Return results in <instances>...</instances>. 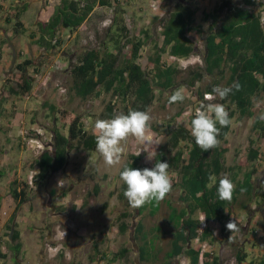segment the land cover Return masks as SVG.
<instances>
[{
  "label": "rangeland",
  "instance_id": "obj_1",
  "mask_svg": "<svg viewBox=\"0 0 264 264\" xmlns=\"http://www.w3.org/2000/svg\"><path fill=\"white\" fill-rule=\"evenodd\" d=\"M120 1L124 6L126 18L128 17L130 20L131 25L129 27L138 33L145 31L150 37L142 49L140 61L144 65L147 57L154 51L155 45L161 44V19L167 16L179 0ZM188 1L192 7L197 9L194 14L195 24L201 25V30L204 31L208 22L202 19V15L204 12L211 11L219 0ZM255 11L260 13L264 11V1L255 7ZM110 14V10L105 8L104 10L97 9L76 31H64L65 45L62 49L57 50L55 54L49 56V59H58L63 68L59 71L49 70L42 83L35 87L28 100L29 105L36 106L38 109L34 110L33 115L24 116L22 120L25 122L21 121L23 124L20 122L17 136L14 138L9 137V142L5 145H10L13 141H19L23 148L34 151V144L30 143L28 146V143H23V138L20 136V131L23 130L27 131L24 141L27 142L29 137L39 136L41 142L44 143L43 148L51 147L49 145L52 141L50 130L53 127L66 135L67 121L65 118H60L59 114H56V121L55 117L50 114V106L83 115L86 130L93 133L94 122L96 119H101L100 114L104 112L105 105L111 99V96L102 93L98 98L82 101L69 90L71 81L67 69L75 61L74 58L77 53L86 48L97 46L103 40ZM202 31L200 33L195 31L189 33L194 50L185 64L178 63L177 67L175 63V66L181 72L174 76L173 86L168 89L154 90L155 98L148 109L151 115L150 132L154 141L163 140V142L158 145L153 144L149 148L150 152H156L157 154L160 150L164 151L166 149L170 128L177 126L190 128L189 120L182 117V113L186 107L193 104L195 90L192 91L187 86L186 80L189 76L190 67L203 66L205 34ZM161 60L166 65L173 63L171 55L168 53L162 54ZM16 74L15 66L3 67L0 65L1 93L5 91L6 84L16 81ZM227 77L228 73L222 78L206 74L203 79L196 81L194 86L195 89L197 87L203 89L215 82L217 86L223 87L226 84ZM57 85L66 89V92L61 94ZM177 89L183 92L185 99L183 102L169 104L168 97ZM19 98L16 97V99ZM12 101L11 97L6 98L5 105L8 106L7 111L10 110L13 116L17 113L18 108L11 103ZM120 106L119 104V108H121ZM46 111L47 113L49 111V113L45 117L44 112ZM260 113H264V95L262 94L253 100L252 115L239 117L237 111L233 114L225 142H221L228 149L224 154L225 167L244 160L248 151L249 140L252 139L254 147L261 149L259 159L252 162L257 169L254 175L255 196L247 197L244 194H239L231 208L232 216L227 215L225 217L222 230L219 222L207 220L206 227L211 229V236L202 243L200 239L198 242H189V246L194 247L200 244L203 250L218 255L220 264H235L234 255L240 248L247 252V259L258 257L264 249V198L261 197L264 193V138L259 136V129L253 126L256 117ZM21 118L22 115L19 119ZM262 123L264 125V121ZM143 147L134 138L129 137L126 152L123 154L120 164L113 167L106 166L102 157L95 150L73 148L67 151L64 166L52 173L45 181L38 184H34L32 181V185H30L27 182V173L22 175L25 177L24 179H16L19 183L26 182L28 184V199L21 204L14 217V221L17 219L20 225L27 227L26 235L24 234L21 238V244L25 249L20 254L24 261L23 264H55L57 260L53 259V253L61 250V253L64 254L67 247L70 248V251L66 252V256L71 259L70 264H188L189 258L185 254L170 259L166 257V253L170 250L172 231L175 229L174 222L177 224L180 219L178 212L176 218L170 221L171 209L169 206L179 210L184 205L182 202L184 199H180V189L176 186L179 178L175 171L168 169L172 177V190L163 201L159 202V208H156L155 211L147 205L139 214L138 208H132L118 196L119 187L122 183L119 178V171L127 160L129 153L141 151L140 155L146 163L144 168L154 167L155 157L149 161L147 152L142 150ZM9 154L12 156L9 158L10 165L6 166L5 171L3 170L1 173L0 195L3 196L5 205L8 203L15 208V202L9 195L8 190L11 181L9 176L12 172L7 169L16 170L17 159L22 155L15 151H11ZM30 156L32 163L35 151L31 152ZM14 160L15 163H13ZM31 163L29 162L26 165L27 171L31 169ZM252 163L246 162L242 169L251 168ZM225 174L228 175L229 170ZM240 177L241 173L239 174ZM232 183L234 184V182ZM95 188H97L96 192ZM125 210L129 211L130 216L120 219V213ZM199 213L195 214L197 218ZM3 217L5 215L0 214V218ZM8 220L7 231L3 234L0 247L2 252L4 250L3 253L6 254V257L5 260L0 257L1 264H14L15 261L9 248V238L5 236L9 231L10 218ZM121 221L129 226L124 233L119 231ZM137 221L140 222L138 225H136ZM229 222L236 224V228L232 232L226 228ZM35 227L39 229H35ZM54 231L55 233L59 231L58 237L59 239L61 237L62 240H56ZM23 232L24 230H22ZM33 238L36 239V244H38L35 255L33 251L36 246L30 245ZM95 243H97L99 250L106 254L105 259H91L94 254ZM122 246L129 249L128 258L126 260L120 258L114 261L109 260ZM139 248L142 250L141 257ZM43 254L47 255L46 259H42ZM198 264H202V260H199Z\"/></svg>",
  "mask_w": 264,
  "mask_h": 264
},
{
  "label": "trees",
  "instance_id": "obj_2",
  "mask_svg": "<svg viewBox=\"0 0 264 264\" xmlns=\"http://www.w3.org/2000/svg\"><path fill=\"white\" fill-rule=\"evenodd\" d=\"M264 0H219L209 12H204L202 19L208 22L204 31L201 25L195 24L194 14L196 8L190 5L188 0L177 1L167 16L162 18L160 27L161 44L155 45L154 51L147 57L146 63L141 64L142 49L150 38L147 32L140 31L135 34L129 28L125 19V9L120 0H60L53 14L47 21H38L36 33H30V37H36L35 42L43 48V53L38 60L26 59L15 65L17 70L16 81L6 84L5 99L22 97L29 93L33 87L34 78L29 70H35L44 59L62 49L64 45L65 30L69 32L87 21L93 13L94 6H102L111 10L110 23L105 29L103 40L95 47H90L77 53L74 62L68 67L71 84L69 90L82 101L90 98H98L102 93L110 94L111 99L106 103L101 119L113 118L116 113H127L129 108L135 110H148L155 98V89H168L173 86L174 76L181 72L175 63L166 65L161 60V55L168 53L175 57H188L193 52L190 32H203L204 55L203 66L189 68L187 86L194 95L202 97L203 92H212L215 82L203 89H195V82L207 75L224 77L228 73L226 84L229 87L234 82H239L240 89H233L225 99L218 97L215 103L223 104L229 113V118L237 111L239 117L252 115L253 100L264 95V29L260 24V12L255 7ZM26 5L16 8L13 17L18 20ZM16 27H21L19 21H15ZM119 104L121 105L119 108ZM51 116L59 114L60 118L67 121V134L53 127L51 131L52 141L50 148L43 150L34 157L31 168L36 169L34 184L45 181L52 173L60 170L66 163L67 151L75 149L95 150V136L86 130L83 115L72 113L65 109L49 107ZM194 116H191L189 122ZM54 120V121H55ZM217 137L218 146L203 151L191 135L190 128L177 126L168 130L166 149L160 150L155 156V162H167L169 169L178 174L179 181L176 186L180 189V199L184 201L179 210L171 209L170 221L174 220L179 212V221L174 222L170 250L166 253L168 259L185 254L189 258L188 264H198L202 251V264H220L218 255L203 250L200 244L194 247L189 242L198 237L202 241L211 236V229L205 227L198 231L199 220L196 213H202L206 220L219 222L223 229L224 219L232 216L231 208L239 194L247 197L255 196V177L257 172L253 161L259 159L261 149L254 147V141L249 140L246 157L242 162H237L225 167L224 154L227 146L224 143L230 125L221 127ZM253 126L259 129V136L264 138V125L261 120L255 119ZM39 137V136H38ZM44 144V143H43ZM252 163L251 168L242 169L246 162ZM146 163L141 155L129 153L128 158L121 167L143 169ZM229 170L228 177L234 182L235 189L230 201L220 200L217 195L219 178ZM119 171V172H120ZM241 177L239 178V174ZM210 177L216 179L210 180ZM9 195L15 202V208L10 217L8 233L9 248L14 259H18L21 243L14 217L17 210L27 199L28 184L19 183L16 179L10 181ZM126 185L122 182L119 187V198L129 205L124 191ZM97 188H95V192ZM261 197L264 198V193ZM3 198L0 195V203ZM149 205L155 211L159 202L146 203L138 208L139 214ZM195 215V216H193ZM129 211L120 213V219L129 217ZM140 222L137 221L138 225ZM137 227V226H136ZM135 227V230H136ZM13 228L11 236L10 230ZM129 226L121 221L119 231L126 232ZM2 241V240H1ZM0 241V247L2 242ZM142 250L139 248L141 257ZM129 249L125 246L119 248L109 259H127ZM0 257L6 254L0 250ZM248 254L242 248L235 252V264H264V249L258 257L247 259ZM105 259L106 254L99 250L97 243L94 245V254L91 259ZM15 263L17 264V261ZM140 260V259H139Z\"/></svg>",
  "mask_w": 264,
  "mask_h": 264
},
{
  "label": "clouds",
  "instance_id": "obj_3",
  "mask_svg": "<svg viewBox=\"0 0 264 264\" xmlns=\"http://www.w3.org/2000/svg\"><path fill=\"white\" fill-rule=\"evenodd\" d=\"M233 89L239 91V82H234L229 87L215 86L211 93H205V101L195 109L194 118L190 121V132L195 143L203 150L209 151L219 144L217 139L221 127L229 126L232 121L225 106L211 101L225 99ZM185 96L179 89L173 91L168 97V103L183 102ZM257 119L264 121V113H260ZM150 110H135L129 108L127 113L120 112L110 119H96L93 134L95 136V151L102 157L106 166L113 167L120 164L123 154L126 152V144L129 137L134 138L147 152L150 161L156 156V152H150L153 144L158 145L163 140L154 141L150 132ZM141 153L138 152L137 156ZM169 164L157 160L154 167L135 169L123 167L119 172L120 180L126 185L124 196L132 208H140L145 203L163 201L172 190V177L168 171ZM36 170V169H35ZM215 180V177H210ZM235 185L227 174H223L218 181L217 195L220 200L230 201ZM205 218L203 219V221ZM202 221V222H203ZM226 228L231 232L236 228L234 222H229Z\"/></svg>",
  "mask_w": 264,
  "mask_h": 264
},
{
  "label": "crops",
  "instance_id": "obj_4",
  "mask_svg": "<svg viewBox=\"0 0 264 264\" xmlns=\"http://www.w3.org/2000/svg\"><path fill=\"white\" fill-rule=\"evenodd\" d=\"M59 2L60 0H0V65H2L3 67L4 66L10 67V66H15L17 63L22 62L23 60L26 59L38 60L40 58V55L43 53V48L37 45L34 40L39 35V32L37 30V23L38 21H47L53 14L54 9L59 4ZM21 5H26V7L24 11L21 12L17 20L16 18L13 17V15L16 12V8ZM97 9L104 10L102 6L95 5L92 12L95 13ZM15 21H19L21 23V27H16ZM30 33H36L35 34L36 37L31 38ZM47 58L49 59V57ZM5 96H6V91L2 93L0 92V155H1L0 179H2L1 173L3 172L4 168L10 165L9 158L12 156H10L9 153H11V151H15L22 156L18 157L17 159L16 170H11L9 168L7 169L8 171L12 172L11 175L9 176V180L24 179L25 177H23L22 175L24 173L25 174L27 173L28 176L29 171L33 170L31 168L29 171H27L25 168L29 162L31 163V159H30L31 152L35 151V156H37L41 151L38 152L36 150L32 151L29 150L28 148H23L21 144H19V141L18 142L13 141V143L10 145L9 144L5 145V144L9 142L8 141L9 137L14 138L15 136H17V132L20 127L19 124H21L20 122L21 121L25 122L22 120L24 116L25 115L30 116V114L33 115L35 113L34 110H37L38 107L29 105L30 104L29 100H24L23 98H19V97H18L19 99H16V97L12 98V96H10L11 100H13L11 103L15 104V106H17L18 108L17 113L12 116L10 110L7 111L6 109L8 108V106L5 105L6 102V99H4ZM7 112L10 114H8ZM48 113L47 111L44 112V116L46 117ZM20 115H22L21 119H19ZM17 117L18 119L16 120ZM34 157L32 159H34ZM13 163H15V160ZM13 208L14 207L11 206V204L6 203L5 205V203L3 202V198L1 199L0 214L5 215V217L0 218V241L3 238L4 232L7 231L6 225L8 224L9 221L8 219L12 214ZM15 222L17 224V230L19 232V240L21 243L22 236L24 234L26 235L27 233V227L25 225L24 226L20 225L17 219H15ZM35 229H39V228L35 227ZM22 230H24L23 233ZM58 233L59 231H57L56 233L54 231V236L56 240L59 241L62 240V238L60 237L59 239ZM4 245L2 246V248L4 247ZM30 245L36 246V249L33 251V254L35 255L38 249V244H36L35 238L31 239ZM69 249L70 248L67 247L64 254L61 253L62 252L61 250H59L57 253L56 251L53 253L52 255L53 259L57 260L55 264H70L69 261L71 259L66 256V252L70 251ZM22 251H25V249L21 244L20 254ZM20 254L18 260L20 264H23L24 261L23 258H21L22 255ZM40 254L41 251L38 254V261ZM46 258L47 255L43 254L42 259H46ZM1 263L2 262L0 261V264Z\"/></svg>",
  "mask_w": 264,
  "mask_h": 264
},
{
  "label": "built area",
  "instance_id": "obj_5",
  "mask_svg": "<svg viewBox=\"0 0 264 264\" xmlns=\"http://www.w3.org/2000/svg\"><path fill=\"white\" fill-rule=\"evenodd\" d=\"M151 6H152V4H151ZM110 12H111V10H110ZM110 17H111V14H110ZM110 17L108 18V24L110 23ZM125 19H126V22H127L128 26H130L131 24H130L129 18L128 17L126 18V16H125ZM82 24L78 28H80L82 26ZM260 24H261V27L264 29V11L261 12V14H260ZM129 28L131 29V31L133 33L139 34L137 31L133 30L131 27H129ZM62 36H64V33H62ZM64 39H65V37H64ZM92 47H95V46H92ZM188 57L171 56L173 63H176L177 67H178V63L185 64L187 62V60H188ZM40 63H41L40 65L36 66L35 70H29V74L34 78V81H33L34 85H33L32 89H31V91L29 93H26L24 96H22L24 100L30 99V95L35 90V87L42 83V81L46 77L47 72L49 70H51V71H59V70H61L63 68L61 66L60 62L58 61V59H54L53 60L52 58H50L49 60H44V61H42ZM57 87H58V90H60L61 94H64L66 92V89H64L63 87H61L59 85H57ZM205 93H211V92H203L201 98H199L198 96H195L194 99H193V102H192L193 104L188 106V107H186L184 109V111L182 113V117L187 118V120H189L191 116H194L195 109L200 106L201 102L208 103V101H205V99H204L205 98ZM211 102L215 103L214 101H211ZM26 133H27L26 130L20 131V136H22V138H23V143H26V144L28 143V146H29L30 143H32V144H34V148H35L36 151L42 150L43 149V143L41 142L39 137H29L27 142L24 141L25 140L24 138L26 137ZM36 172H37V170L33 169V170H30L29 173H28L27 182L30 185H32V181L34 180V175L36 174ZM204 218L205 217H204V215L202 213L198 214V220H199L198 231L199 232H201L207 226V220L205 218V220L203 221ZM198 240H199V238L196 237L193 241L198 242ZM201 257H202V251L200 252V255H199L200 260H201Z\"/></svg>",
  "mask_w": 264,
  "mask_h": 264
},
{
  "label": "flooded vegetation",
  "instance_id": "obj_6",
  "mask_svg": "<svg viewBox=\"0 0 264 264\" xmlns=\"http://www.w3.org/2000/svg\"><path fill=\"white\" fill-rule=\"evenodd\" d=\"M14 222H15V221H14ZM13 257H14V256H13ZM4 260H5V258H4ZM14 260H16V259H14ZM16 261H17V264H20L18 259H17ZM14 264H16L15 261H14Z\"/></svg>",
  "mask_w": 264,
  "mask_h": 264
},
{
  "label": "water",
  "instance_id": "obj_7",
  "mask_svg": "<svg viewBox=\"0 0 264 264\" xmlns=\"http://www.w3.org/2000/svg\"><path fill=\"white\" fill-rule=\"evenodd\" d=\"M12 230H13V228L10 230L9 237L11 236Z\"/></svg>",
  "mask_w": 264,
  "mask_h": 264
}]
</instances>
